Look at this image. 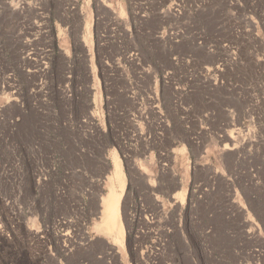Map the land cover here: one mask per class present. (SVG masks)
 <instances>
[{"label":"rangeland","instance_id":"rangeland-1","mask_svg":"<svg viewBox=\"0 0 264 264\" xmlns=\"http://www.w3.org/2000/svg\"><path fill=\"white\" fill-rule=\"evenodd\" d=\"M0 264H264V0H0Z\"/></svg>","mask_w":264,"mask_h":264},{"label":"bare ground","instance_id":"bare-ground-1","mask_svg":"<svg viewBox=\"0 0 264 264\" xmlns=\"http://www.w3.org/2000/svg\"><path fill=\"white\" fill-rule=\"evenodd\" d=\"M226 145L227 144L224 146L226 147ZM111 160L113 168L107 176L110 184L108 192L99 199L101 207V210L99 211L100 221L95 224V230L104 238H112L115 244L121 245L123 240L124 225L121 217L122 210L120 208V204L124 193L123 191L126 176L117 153H112ZM142 169H145V167L142 166ZM175 193V196L183 201L186 190L184 188H180ZM99 243L105 245V240L102 239Z\"/></svg>","mask_w":264,"mask_h":264}]
</instances>
